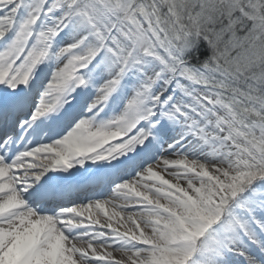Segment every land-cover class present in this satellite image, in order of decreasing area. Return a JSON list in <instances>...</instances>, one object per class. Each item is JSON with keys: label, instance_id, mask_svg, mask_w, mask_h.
Wrapping results in <instances>:
<instances>
[{"label": "snow or ice", "instance_id": "obj_1", "mask_svg": "<svg viewBox=\"0 0 264 264\" xmlns=\"http://www.w3.org/2000/svg\"><path fill=\"white\" fill-rule=\"evenodd\" d=\"M0 264H264V0H0Z\"/></svg>", "mask_w": 264, "mask_h": 264}, {"label": "rangeland", "instance_id": "obj_2", "mask_svg": "<svg viewBox=\"0 0 264 264\" xmlns=\"http://www.w3.org/2000/svg\"><path fill=\"white\" fill-rule=\"evenodd\" d=\"M117 258H120L118 254H116Z\"/></svg>", "mask_w": 264, "mask_h": 264}, {"label": "bare ground", "instance_id": "obj_3", "mask_svg": "<svg viewBox=\"0 0 264 264\" xmlns=\"http://www.w3.org/2000/svg\"><path fill=\"white\" fill-rule=\"evenodd\" d=\"M116 254H118V253H114V255H116ZM119 255V254H118Z\"/></svg>", "mask_w": 264, "mask_h": 264}]
</instances>
